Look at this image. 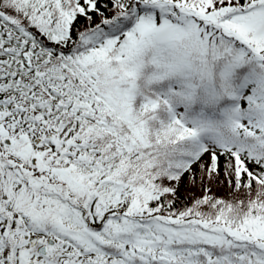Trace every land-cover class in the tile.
<instances>
[{"label":"snow or ice","instance_id":"obj_1","mask_svg":"<svg viewBox=\"0 0 264 264\" xmlns=\"http://www.w3.org/2000/svg\"><path fill=\"white\" fill-rule=\"evenodd\" d=\"M0 264H264V0H0Z\"/></svg>","mask_w":264,"mask_h":264},{"label":"trees","instance_id":"obj_2","mask_svg":"<svg viewBox=\"0 0 264 264\" xmlns=\"http://www.w3.org/2000/svg\"><path fill=\"white\" fill-rule=\"evenodd\" d=\"M193 193H195L196 195H199V191L197 189L191 188L187 184V181H185L184 184L182 185L180 191H179L180 199L182 201H188ZM225 194H226V192L223 189H221L220 191L217 192V195H220V196H223Z\"/></svg>","mask_w":264,"mask_h":264}]
</instances>
